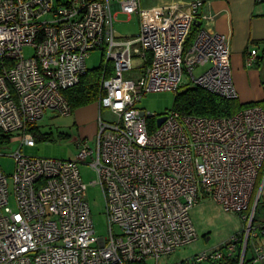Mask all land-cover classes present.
<instances>
[{"label":"built area","instance_id":"obj_1","mask_svg":"<svg viewBox=\"0 0 264 264\" xmlns=\"http://www.w3.org/2000/svg\"><path fill=\"white\" fill-rule=\"evenodd\" d=\"M203 4L149 11L141 0H0V139L11 143L22 134L11 154V188L0 167V264H159L163 255L198 240L190 211L202 197L241 215L245 232L176 264L233 258L264 264V221L255 222L264 109L253 105L217 118L172 110L158 126L159 118L137 107L146 94L178 92L184 76L190 88L239 98L229 37L199 28L189 42L195 23L209 19ZM118 14L138 15L139 34L119 36ZM25 47L35 49L31 57ZM97 49L105 74L109 63L113 71L100 82L96 135L77 143L73 160L23 154L24 146L36 147L38 121L48 111L71 116L64 94L88 73L86 62ZM256 59L251 50L246 64ZM133 69L137 78L124 79ZM104 108L114 122L102 119ZM85 161L97 174L92 185L104 194L107 237L97 238L93 229L79 169Z\"/></svg>","mask_w":264,"mask_h":264},{"label":"rangeland","instance_id":"obj_2","mask_svg":"<svg viewBox=\"0 0 264 264\" xmlns=\"http://www.w3.org/2000/svg\"><path fill=\"white\" fill-rule=\"evenodd\" d=\"M143 1L144 4H150L152 2V0ZM139 26L140 20L137 15L129 17L124 14H118L114 23V30L120 36L131 37L139 34ZM34 50L33 47H25V56L31 57L34 54ZM104 61L102 50H94L86 62L87 69L90 71L98 69L104 65ZM200 72L202 73V70L196 71L197 74H200ZM138 74V70L133 69L126 71L124 72V79L135 80ZM182 79L183 82L178 93L183 92L192 85V83L186 79V76ZM178 93L173 91H161L146 94L140 102L137 103V107L159 118L173 110L175 105L174 101ZM85 108H87V115L84 117V121L78 118L76 119V115H78L76 113L71 114V116L63 117L52 111H48L47 114L38 121L37 126L38 132L42 135L49 134L50 139L48 141H39L36 137V147L31 148L24 146L21 150L22 153L31 157L38 156L60 160L75 159L79 152V145L77 143L84 139H91L96 135V128L99 120L100 107L98 101L85 106ZM102 119L114 122L108 108L102 110ZM21 138L22 134L15 133L11 143L2 142L0 139V167L8 178L10 188L13 186L11 180L16 163L15 159L11 157V154L20 149L19 141ZM79 169L82 181L88 185L86 202H88L91 207V217L96 237H107L109 235V228L104 194L99 185H92L93 182L97 181V174L95 170L88 165V161L81 164ZM261 205L255 216L257 226L262 223L261 221H264V212L261 209ZM190 213L193 225H195L199 237L198 240L193 244L177 249L170 255H163L159 260V264H176L191 259L202 252L211 253L214 250H219L230 241L234 235L243 236L247 226V223H244L242 220L241 215L224 211L223 207L210 197L200 198L197 205ZM147 264L157 263L155 260L150 259ZM201 264L209 263L204 262Z\"/></svg>","mask_w":264,"mask_h":264},{"label":"crops","instance_id":"obj_3","mask_svg":"<svg viewBox=\"0 0 264 264\" xmlns=\"http://www.w3.org/2000/svg\"><path fill=\"white\" fill-rule=\"evenodd\" d=\"M191 1L195 0H152L150 4H144L141 0V4L146 10L159 11L176 5L185 7ZM203 2L201 13L209 19L201 20L199 27L197 25L195 27L229 37L232 77L239 94L236 101L240 105L264 103V2L257 3L256 0H203ZM138 19L140 20L139 16ZM251 50H256L257 59L254 65L249 67L246 60ZM133 64L139 69V59H135ZM86 110L87 108L83 107L72 114H78L76 119L84 121ZM259 189L264 212V176L261 178Z\"/></svg>","mask_w":264,"mask_h":264},{"label":"trees","instance_id":"obj_4","mask_svg":"<svg viewBox=\"0 0 264 264\" xmlns=\"http://www.w3.org/2000/svg\"><path fill=\"white\" fill-rule=\"evenodd\" d=\"M198 32V29L193 28V32L190 36L189 42ZM112 64H107V68L109 72L105 74L106 62L104 61V65L98 69H94L92 71L88 70V73L82 77L79 85L71 88L64 95L67 97L71 108L73 111L81 109L87 105L93 104L99 100L100 97V86L101 80L104 77H110L112 75ZM178 93V92H177ZM173 110L179 112L184 115H196L201 117H229L234 115L235 113L241 111V109L246 107H251L253 105H258L262 109H264V103H253L251 105H240L235 100H224L218 96H214L208 93L206 90H202L199 87L187 88L183 92H179L174 101ZM150 129L153 132L156 127L155 121H151L149 123ZM38 129V127H37ZM36 137L39 141L45 140L48 141L50 139L48 135H42L39 132H35ZM260 177L264 176V165L260 172ZM261 178L257 181L255 195L260 188ZM261 205V199L257 205V213L258 209ZM261 209H263V205H261ZM256 213V214H257ZM146 264V263H143ZM213 264H239V259L233 258L229 261L222 263H213Z\"/></svg>","mask_w":264,"mask_h":264},{"label":"water","instance_id":"obj_5","mask_svg":"<svg viewBox=\"0 0 264 264\" xmlns=\"http://www.w3.org/2000/svg\"><path fill=\"white\" fill-rule=\"evenodd\" d=\"M195 25H197V26L199 27L200 24L196 22ZM165 120H166V118H159L158 121H157V125H158V126H161L162 123H163Z\"/></svg>","mask_w":264,"mask_h":264}]
</instances>
